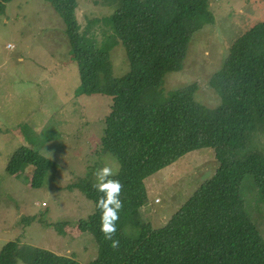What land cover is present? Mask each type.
Listing matches in <instances>:
<instances>
[{"label": "trees", "instance_id": "trees-1", "mask_svg": "<svg viewBox=\"0 0 264 264\" xmlns=\"http://www.w3.org/2000/svg\"><path fill=\"white\" fill-rule=\"evenodd\" d=\"M10 1L0 0V15ZM46 1L64 23L83 93L111 97L100 150L119 163L113 177L123 185V208L113 237L119 247L112 248L100 230L97 200L103 193L94 183L80 180L77 185L94 209L76 225L98 247L96 258L87 264H264V236L237 198L246 184L264 201V20L231 43L221 67L209 77V86L220 96L219 104L209 107L196 99V83L168 92L162 86L167 73L182 69L194 34L214 22L210 0H110L116 7L103 18L109 31L101 42L80 31L77 0ZM117 41L129 62L120 77L112 75L110 60ZM205 147L213 149L215 172L165 225L152 227L142 213L147 204L145 180ZM25 164L34 167L31 185L41 186L47 158L22 146L10 157L6 171L16 174ZM64 225L53 227L63 232ZM19 262L81 264L74 255L19 240L4 243L0 264Z\"/></svg>", "mask_w": 264, "mask_h": 264}, {"label": "rangeland", "instance_id": "rangeland-1", "mask_svg": "<svg viewBox=\"0 0 264 264\" xmlns=\"http://www.w3.org/2000/svg\"><path fill=\"white\" fill-rule=\"evenodd\" d=\"M210 6L214 22L194 34L182 69L167 73L162 89L196 83V99L214 107L220 96L209 86V77L221 67L231 43L264 20V0H210ZM115 7L110 0H77L80 31L98 42L106 40L109 29L103 18ZM71 54L64 23L49 1L12 0L5 5L0 15V248L19 240L87 264L96 258L98 247L76 224L92 213L94 204L77 184H95L98 169L108 165L116 170L119 163L100 150L111 97L83 93ZM110 60L114 77L128 71L120 41L110 50ZM22 146L47 158L39 187L31 185L32 165L13 175L6 171ZM217 166L213 149L205 147L152 174L145 180L144 219L154 228L165 225ZM237 194L264 236V201L246 184ZM59 222H65L63 232L53 227Z\"/></svg>", "mask_w": 264, "mask_h": 264}, {"label": "clouds", "instance_id": "clouds-1", "mask_svg": "<svg viewBox=\"0 0 264 264\" xmlns=\"http://www.w3.org/2000/svg\"><path fill=\"white\" fill-rule=\"evenodd\" d=\"M118 171L119 169L114 170L105 165L94 173L96 183L93 185L97 192L103 193L97 200V208L101 211L100 230L105 240L111 241L110 246L114 249L119 247V240L113 237L117 232L120 210L123 208V201L120 199L123 185L119 179L113 178L118 175Z\"/></svg>", "mask_w": 264, "mask_h": 264}]
</instances>
